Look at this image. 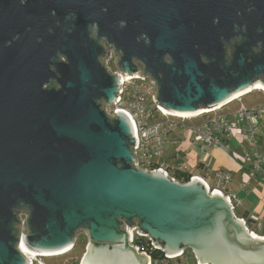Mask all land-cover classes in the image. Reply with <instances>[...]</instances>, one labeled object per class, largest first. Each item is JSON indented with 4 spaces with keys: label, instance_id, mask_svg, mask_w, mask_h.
Returning a JSON list of instances; mask_svg holds the SVG:
<instances>
[{
    "label": "water",
    "instance_id": "water-1",
    "mask_svg": "<svg viewBox=\"0 0 264 264\" xmlns=\"http://www.w3.org/2000/svg\"><path fill=\"white\" fill-rule=\"evenodd\" d=\"M66 17L71 35L54 26ZM138 64L160 106L182 114L264 88V0H0V264H30L19 242L62 254L80 232L81 264H148L122 223L165 257L184 249L198 264H264V239L222 196L131 165L128 122L101 106Z\"/></svg>",
    "mask_w": 264,
    "mask_h": 264
},
{
    "label": "built area",
    "instance_id": "built-area-1",
    "mask_svg": "<svg viewBox=\"0 0 264 264\" xmlns=\"http://www.w3.org/2000/svg\"><path fill=\"white\" fill-rule=\"evenodd\" d=\"M117 60L115 51L110 47L106 48L104 57L100 59L108 74L114 77L119 72ZM111 62L115 66L113 71L109 66ZM119 79L121 86L113 101L104 103L101 107L108 118H116L121 115L128 122L133 137L130 149L132 152L131 165L134 168L145 172H160L171 180L177 181L171 177V173L175 167L169 165L166 160H163V155L169 135L174 128H178L182 132L188 130L190 134L189 139L203 147H223L229 149V146L226 144L228 139H234L236 142L238 140L237 143L240 144L247 143L248 145L244 148L240 158L248 170V177L251 178L258 174H264V158L259 152L255 140L259 134L258 119L260 116H264V97L262 103L259 105L249 107L242 105L230 113L222 112V109L229 103L240 100L241 97L257 90H252L212 111L203 110L191 116L181 117L178 116V112H172L160 106L156 98L157 85L149 75L143 73V67L140 64L137 65L135 73L119 74ZM194 119H200V121L195 126L189 128L186 122ZM189 172V180L200 181L207 190L222 196L227 201L230 210L235 213V208L239 204V201L234 194L227 193L225 190V186L232 180L231 173L221 170L215 171L213 173L215 186H212L196 171ZM246 184L242 183L243 186ZM239 220L247 225V221L243 219ZM19 221L21 225L24 222L20 217ZM256 223L257 228L262 230V222L258 219ZM120 230L128 234V246L135 248L136 253H143L147 256L148 264H183L180 262V258L185 255L186 250L182 249L181 253L177 256L165 257L164 250L154 247L148 237L140 234L135 226L129 227L122 223ZM250 232L255 233L253 231ZM255 234L264 239V235ZM23 255L30 264H44L41 261L42 257H53H34L29 253H24ZM65 264H81V261L80 263H75L72 260Z\"/></svg>",
    "mask_w": 264,
    "mask_h": 264
},
{
    "label": "crops",
    "instance_id": "crops-1",
    "mask_svg": "<svg viewBox=\"0 0 264 264\" xmlns=\"http://www.w3.org/2000/svg\"><path fill=\"white\" fill-rule=\"evenodd\" d=\"M261 103L262 101L256 105ZM232 111L224 113H230ZM258 120L259 134L256 136L255 140L257 142V148L264 158V116H260ZM181 132L178 131V133ZM173 133L169 135L166 144L169 146L171 145V152L169 151L168 154L166 150L163 155V160H166L169 165L175 168L181 167L188 171H196L201 176L205 175L204 177L207 175L211 177L217 170L231 173L232 180L225 186V190L227 193L234 194L239 201V204L235 208V216L238 219L247 221L248 226H252L260 232L258 235H264V174H258L251 178L248 177V170L240 158V155L248 144H240L237 143L238 140L236 142L234 139H228L226 144L229 146V149L223 147L211 148L203 147L189 139L188 144L194 146L193 152L191 153L194 157V162L189 163L185 161L186 154L181 153L179 150L178 145L181 143L179 136L177 137L176 135L174 139L172 136ZM230 142H233V145H230ZM211 183L212 186H215L213 178ZM242 183L247 184L243 186ZM258 219L262 222V230L257 228L256 221Z\"/></svg>",
    "mask_w": 264,
    "mask_h": 264
},
{
    "label": "rangeland",
    "instance_id": "rangeland-1",
    "mask_svg": "<svg viewBox=\"0 0 264 264\" xmlns=\"http://www.w3.org/2000/svg\"><path fill=\"white\" fill-rule=\"evenodd\" d=\"M102 44H105V43L102 42ZM104 47H105V50H106V48H109V46H104ZM229 50H230L229 48L226 49V51H228V52H229ZM109 66H110L112 71L115 69L114 63L111 62L109 64ZM263 97H264L263 91H254V92H252L250 94H247V95L241 97L240 100H236V101H233V102L229 103L228 105H226L222 109V112H228V111L236 110L241 105H244V106H247V107L256 105V104L260 103L263 100ZM199 121H200V119L189 120V121L186 122V125L189 128H191V127L195 126ZM178 131L181 132L178 128H174V130L172 131V133L174 132L172 136L174 137V139H175L176 135H177V137L179 136V139H180V142H181L178 145L179 150L181 151V153H185L186 154L185 161L186 162L188 161L189 163H192V162H194V157H193V155L191 153L193 152L194 146L191 145V144L190 145L188 144V140H189V137H190L189 131L186 130V131L181 132V133H178ZM172 136H171V139H172ZM194 143H196V142H194ZM229 144L233 145V142H230ZM170 147H171V145L170 146L166 145V147H165V152L167 150L168 154H169V151L171 152ZM211 177L213 178V175ZM211 177L209 176L208 178H206V177L203 176V178H205V180L210 185L212 184L211 183L212 182V178ZM236 215H237V213H236ZM19 217L23 221L25 220V214L21 213V214H19ZM246 226H247L248 230L251 229L254 232H257V234L260 233L256 229H254V227L248 226V225H246ZM21 227H22V225L20 223V225H19L20 236H21ZM72 245L74 247H73V249L70 252H68V253H66L64 255H61V256L42 257L41 261L44 264H65V263L71 262L72 260L75 263H80L83 255L85 253L86 247L88 245V239H87L86 234L83 233V232L78 233L77 236L75 237L74 242H73ZM18 251H19V248H18ZM180 262L183 263V264H196L197 260H196L195 255L193 254V252H191L190 250H186L185 251V255L182 258H180ZM34 264H37V263H34Z\"/></svg>",
    "mask_w": 264,
    "mask_h": 264
},
{
    "label": "flooded vegetation",
    "instance_id": "flooded-vegetation-1",
    "mask_svg": "<svg viewBox=\"0 0 264 264\" xmlns=\"http://www.w3.org/2000/svg\"><path fill=\"white\" fill-rule=\"evenodd\" d=\"M248 11H250V9H248ZM75 22H76V19L74 17H66L64 19H58L54 26L55 27L57 26V28H60V27L62 28L64 26L67 27L66 32H67V34L71 35L75 31ZM243 27H244V25L242 26V28ZM90 28H94V26H91ZM88 30H89V27H88ZM50 34H52V31L48 30V35H50ZM55 60H57L59 62L58 64H60L62 62L67 63V61H68L66 56L61 55V54H57L55 56ZM57 77H60V76L57 74ZM19 214H21V213H19ZM19 231H20V229H19Z\"/></svg>",
    "mask_w": 264,
    "mask_h": 264
},
{
    "label": "bare ground",
    "instance_id": "bare-ground-1",
    "mask_svg": "<svg viewBox=\"0 0 264 264\" xmlns=\"http://www.w3.org/2000/svg\"><path fill=\"white\" fill-rule=\"evenodd\" d=\"M252 90H257V91H263V92H264V88H248V89L245 90L243 93L234 96L233 98H231V99H229L228 101L222 103L221 105L217 106L216 108H219V107H221V106H223V105H226L227 102H230V101H232V100H235V99H237V98H239V97H241V96H243V95H245V94L251 92ZM216 108H212V109H203V110H205V111H212L213 109H216ZM203 110H200V112L203 111ZM172 112H174V111H172ZM172 112H170V113H172ZM198 112H199V111H198ZM200 112H199V113H200ZM194 113H196V112L185 113V114L178 113V116L186 117V116L194 115ZM172 114H173V113H172ZM174 115H175V114H174ZM195 182H196V181H194L193 183H195ZM249 232H250V231H249ZM253 234H254V235H252V236L256 237V236H255L256 234H255V233H253ZM258 237H259V236H258ZM72 246H73V245H72ZM19 251L21 252L22 255H23L24 253H29L31 256H34V257L43 256V255H35V254H32V253L26 251V250H25L24 248H22L20 245H19ZM68 251H69V250H67L66 252H64V253H62V254H58V255H54V256H61V255H64V254L68 253ZM23 256H24V255H23ZM25 260H26V259H25ZM83 260H84V258H83ZM82 263H83V261H82Z\"/></svg>",
    "mask_w": 264,
    "mask_h": 264
},
{
    "label": "trees",
    "instance_id": "trees-1",
    "mask_svg": "<svg viewBox=\"0 0 264 264\" xmlns=\"http://www.w3.org/2000/svg\"><path fill=\"white\" fill-rule=\"evenodd\" d=\"M171 177L176 179L180 183H187L189 182L190 172L187 169L176 167L174 168V171L171 173ZM260 236H263V235H260ZM160 244L164 247L163 243H160Z\"/></svg>",
    "mask_w": 264,
    "mask_h": 264
}]
</instances>
